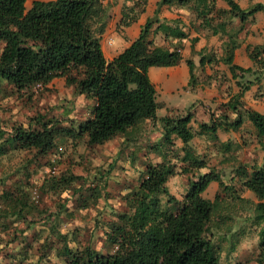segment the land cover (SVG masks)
<instances>
[{"label": "trees", "instance_id": "obj_1", "mask_svg": "<svg viewBox=\"0 0 264 264\" xmlns=\"http://www.w3.org/2000/svg\"><path fill=\"white\" fill-rule=\"evenodd\" d=\"M26 1L0 0V90L4 83L21 90L37 83L45 85L54 77L62 76L77 92L91 98L92 105L85 118L69 125L61 124L57 117H45L39 113L28 117L26 124L15 120L1 122L0 119V157L16 153L23 155L18 169L26 168L28 173V165L38 164L40 157L54 150L61 136L73 140L84 137L88 145L100 144L116 135L127 134L139 121L157 117L156 109L160 104L148 68L151 65H176L182 59V53L178 43L171 47L156 43L151 28L156 23L154 32L161 31L165 38L178 37L175 41L181 40L188 36V31L179 24L178 17H147L137 36L112 58H106L100 39L111 16L113 1L31 0L29 6ZM127 1L131 4H122L123 15L119 22L122 25L135 21L144 10V6L139 8V0ZM175 1L191 5L196 15L202 17L204 26L211 25L215 16L222 12H228L231 19L239 17L244 20L263 8L258 2L244 9L237 0H225L227 8L216 7L215 0H157V6ZM154 11L157 14V8ZM224 25L219 22L222 32ZM217 31L213 27V33ZM235 33L236 30L229 32L221 56L233 77L237 76V70H252L251 66L244 67L233 61L238 46ZM189 39L193 47L198 36ZM260 49L264 51V45L260 48L256 44L249 51L253 61H256ZM204 59L212 60L201 54V65H204ZM187 64L191 84L195 78L191 57L187 58ZM250 81L242 84L240 90L225 102L236 113L228 124L239 126L245 113L264 150V114L240 99ZM171 111L157 119L165 137L175 135L185 143L183 155L178 153L179 148L169 154L178 161L186 160V163L181 162V169H176L177 163L171 162V157L145 165L137 187L124 195L127 208L117 211L115 218L106 223L104 240L109 246L107 250L101 251L90 245L70 246L67 232L52 225L49 235L38 246L42 251L40 255L55 250L64 264H221L208 234L219 194L215 193L210 199L203 192L211 181L222 186L224 182L221 173L213 166L201 171L207 165L206 155L190 153L188 142L194 136L190 126L192 112L176 115L173 108ZM213 121L201 122L199 132L208 128L215 130L218 124ZM224 146L227 147L228 142ZM195 168L197 173L193 171ZM177 171H190L193 175L181 197L170 192L166 184ZM234 173L240 179L242 189L251 190L257 198L254 217L261 227L254 264H264V156L261 164L252 165L250 170L246 165H239ZM26 176L27 180L19 179L13 187L0 190V214L4 217L26 216L24 209L30 205V191L26 188L30 184L29 175ZM74 177L79 176L52 174L45 181L49 186L44 185L47 190H63ZM90 188H93L94 197L100 194L96 185ZM236 196L239 197L238 192Z\"/></svg>", "mask_w": 264, "mask_h": 264}, {"label": "rangeland", "instance_id": "obj_2", "mask_svg": "<svg viewBox=\"0 0 264 264\" xmlns=\"http://www.w3.org/2000/svg\"><path fill=\"white\" fill-rule=\"evenodd\" d=\"M107 1H113L111 16L100 39L107 53L115 52L116 55L128 45L147 17L157 15L163 19L171 15L181 20L179 24L188 31V36L177 41L178 37L165 38L161 31L154 32L156 23L151 28V35L156 43L165 47L178 43L182 59L176 65H151L148 68L160 104L154 120L146 118L139 121L127 134L116 135L100 144L88 145L84 137L73 140L61 136L54 150L40 157L38 164L28 165V173L26 168L18 169L23 155L16 153L0 157V190L13 187L19 179L27 180L26 175H29L30 182L26 186L30 191V205L24 209L26 216L4 217L0 214V264H64L55 250L40 255L42 251L38 246L49 235L52 225L67 232L70 246L90 245L101 251L107 250L109 246L104 240L106 223L115 218L117 211L127 208L124 195L137 187L145 165L168 159L174 148H179L180 155L184 154L182 139L175 135L165 137L157 119L170 112V108L176 115L192 112L190 126L194 136L188 142L190 153L206 155L207 165L201 171L208 169L209 165L213 166L221 173L224 182L222 186L217 181H211L203 192L210 199L215 193L219 194L208 234L221 264L236 261L254 264L256 240L261 227L254 217L257 198L251 190L242 189L234 171L239 165H246L250 170L252 165L261 164L264 150L256 138L252 121L245 113L239 126L228 124L236 113L225 102L250 79L249 88L243 91L240 99L264 114V51L260 49L256 61L249 56L254 45L259 44L260 48L264 45V0H237L244 9L258 2L263 8L244 20L239 17L231 19L228 12H222L207 26L201 23L202 17L196 15L189 4L175 1L157 6V0H139V8L144 6V10L140 12L138 21L124 32L118 28L123 15L122 4L131 3L127 0H104ZM215 1L216 7H228L225 0ZM30 2L27 0L26 6ZM156 8L157 14L154 11ZM115 18L117 21H114ZM112 20L110 27L114 30L106 31ZM219 22H224V32L218 26ZM213 27L218 29L216 33H213ZM233 30H236L234 36L238 42L233 61L252 67L251 71L237 70L236 77L232 76L228 64L221 58L229 32ZM195 35L198 39L191 47L189 38ZM201 54L212 60L204 59L205 63L201 65ZM188 57L194 61L195 78L191 84L188 82ZM91 105L92 99L77 92L62 76L54 77L45 85L37 83L21 90L4 83L0 90L1 122L15 120L26 124L28 117L39 113L45 117H57L61 124L69 125L85 118ZM212 119L218 124L216 129L199 132L201 122L211 123ZM171 162H176V169L179 170L181 162L186 163V160L178 161L171 157ZM193 171L197 173L196 168ZM52 174L79 177H74L65 189L53 191L46 189L49 183L45 182ZM192 178L190 171H177L166 184L170 192L181 197ZM95 185L100 190L97 197L92 195L93 188H90Z\"/></svg>", "mask_w": 264, "mask_h": 264}, {"label": "crops", "instance_id": "obj_3", "mask_svg": "<svg viewBox=\"0 0 264 264\" xmlns=\"http://www.w3.org/2000/svg\"><path fill=\"white\" fill-rule=\"evenodd\" d=\"M156 6V5H155ZM169 18L170 17H174V16H169V15H167ZM139 19V18H138ZM138 19L137 20H135V21H133L132 23H130V24H128V25H122V24H120L119 26H118V28L119 29H121V31H126V29H129V28H131L132 27V24H134V22H136V21H138ZM116 20V18L114 19V21ZM117 21V20H116ZM112 23H113V20L112 21H110L109 22V24L107 25V27H106V31H113L114 30V28L113 27H110V26H112ZM117 24L115 23V26H116ZM118 28H116V29H118ZM127 37V36H126ZM133 39V38H132ZM130 41H131V39H130ZM126 43H128L127 41H126ZM129 44V43H128ZM101 47H102V50H103V53H104V55H105V57L106 58H112L114 55H115V52L114 53H107L106 52V49L104 48V46H103V44L101 43ZM263 99H264V95H263V97H262ZM249 104H251L250 102H249ZM171 109V108H170ZM167 113H169V112H167Z\"/></svg>", "mask_w": 264, "mask_h": 264}]
</instances>
